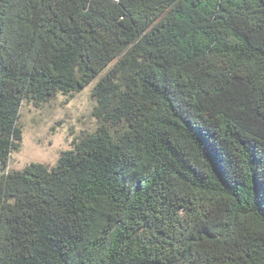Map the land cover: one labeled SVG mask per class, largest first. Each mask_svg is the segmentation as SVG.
I'll use <instances>...</instances> for the list:
<instances>
[{
  "label": "trees",
  "instance_id": "trees-1",
  "mask_svg": "<svg viewBox=\"0 0 264 264\" xmlns=\"http://www.w3.org/2000/svg\"><path fill=\"white\" fill-rule=\"evenodd\" d=\"M95 80L6 172L22 103ZM0 264H264V0H0Z\"/></svg>",
  "mask_w": 264,
  "mask_h": 264
},
{
  "label": "rangeland",
  "instance_id": "rangeland-1",
  "mask_svg": "<svg viewBox=\"0 0 264 264\" xmlns=\"http://www.w3.org/2000/svg\"><path fill=\"white\" fill-rule=\"evenodd\" d=\"M95 80L72 96L57 95L39 107L23 102L19 111V149L9 157L6 172L22 171L30 164L53 167L60 155L70 151L98 127L93 117Z\"/></svg>",
  "mask_w": 264,
  "mask_h": 264
}]
</instances>
